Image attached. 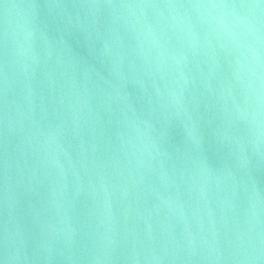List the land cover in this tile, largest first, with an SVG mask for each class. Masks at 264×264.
<instances>
[{"label":"water","instance_id":"water-1","mask_svg":"<svg viewBox=\"0 0 264 264\" xmlns=\"http://www.w3.org/2000/svg\"><path fill=\"white\" fill-rule=\"evenodd\" d=\"M0 264H264V2L0 0Z\"/></svg>","mask_w":264,"mask_h":264},{"label":"snow or ice","instance_id":"snow-or-ice-1","mask_svg":"<svg viewBox=\"0 0 264 264\" xmlns=\"http://www.w3.org/2000/svg\"><path fill=\"white\" fill-rule=\"evenodd\" d=\"M262 2H264V0H262Z\"/></svg>","mask_w":264,"mask_h":264}]
</instances>
